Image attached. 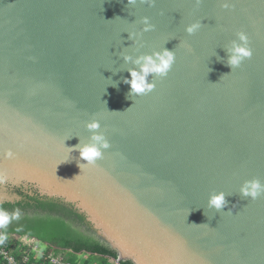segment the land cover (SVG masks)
Masks as SVG:
<instances>
[{
	"label": "water",
	"instance_id": "water-1",
	"mask_svg": "<svg viewBox=\"0 0 264 264\" xmlns=\"http://www.w3.org/2000/svg\"><path fill=\"white\" fill-rule=\"evenodd\" d=\"M236 45L252 55L230 66ZM0 174V204H70L120 261L264 264V192H241L264 185V0H0Z\"/></svg>",
	"mask_w": 264,
	"mask_h": 264
},
{
	"label": "trees",
	"instance_id": "trees-1",
	"mask_svg": "<svg viewBox=\"0 0 264 264\" xmlns=\"http://www.w3.org/2000/svg\"><path fill=\"white\" fill-rule=\"evenodd\" d=\"M21 196L19 201L5 202L0 207L11 213L20 210V218L12 220L2 231L4 234H25L35 237L45 245L58 252L89 253L100 258L97 264H107L108 258H117L114 249L88 234L89 225L82 214L76 212L70 204L69 208L53 198L40 197L37 193L29 195L16 190ZM74 223V224H73ZM83 224H87L81 230ZM89 261H93L89 257ZM121 264H133L122 260Z\"/></svg>",
	"mask_w": 264,
	"mask_h": 264
},
{
	"label": "clouds",
	"instance_id": "clouds-1",
	"mask_svg": "<svg viewBox=\"0 0 264 264\" xmlns=\"http://www.w3.org/2000/svg\"><path fill=\"white\" fill-rule=\"evenodd\" d=\"M145 22H147V18H145ZM198 27V24H192L186 28V31L191 34ZM240 39L242 41H245V43L247 42V38L243 33L240 34ZM251 55L252 51L250 48L236 45L232 49V54L229 57L228 63L230 66H238L244 58L251 57ZM154 56L155 58H153L152 56H145L142 58L143 63L140 66L139 72L135 69L130 70V79H128L126 82L129 84L130 90L132 92L139 94L150 91L153 88V85L146 82L147 75L149 73L165 75L168 73L169 69L174 63V54L166 48L161 53H155ZM136 62L140 63V60L138 59ZM88 128L96 129L98 128V123L91 122L88 124ZM92 139L99 142V146L97 145V143L85 144L80 146L79 154L81 158L87 162V164H80V169L87 165H93L97 159L101 158L102 153L100 151V147H108V143L104 141L100 135H94ZM14 155L15 153L11 149H6L4 152V156L7 159L13 158ZM5 180L6 177L3 174H0V183H3ZM241 192L243 195L250 196L255 199L262 192H264V185H261V183L257 180L248 181L241 189ZM224 203L225 199L223 193L213 196L210 200V204L217 209L221 208ZM19 218L20 210L18 208L9 213L6 209L0 207V230L5 228L12 220H18ZM193 224L201 225L195 223ZM3 238L4 233L0 231V240H2Z\"/></svg>",
	"mask_w": 264,
	"mask_h": 264
},
{
	"label": "built area",
	"instance_id": "built-area-1",
	"mask_svg": "<svg viewBox=\"0 0 264 264\" xmlns=\"http://www.w3.org/2000/svg\"><path fill=\"white\" fill-rule=\"evenodd\" d=\"M73 261L35 237L25 234H4L0 240V264H97L89 261V253ZM107 264H121L120 259L108 258Z\"/></svg>",
	"mask_w": 264,
	"mask_h": 264
},
{
	"label": "rangeland",
	"instance_id": "rangeland-1",
	"mask_svg": "<svg viewBox=\"0 0 264 264\" xmlns=\"http://www.w3.org/2000/svg\"><path fill=\"white\" fill-rule=\"evenodd\" d=\"M42 245H44V243L42 242ZM84 253L82 254H77V253H72L68 250L66 251H63V255L66 257V258H69L73 261H78L80 259H82L84 256H83ZM91 260L95 261V262H99L100 261V258L98 256H94V255H91L89 256Z\"/></svg>",
	"mask_w": 264,
	"mask_h": 264
},
{
	"label": "flooded vegetation",
	"instance_id": "flooded-vegetation-1",
	"mask_svg": "<svg viewBox=\"0 0 264 264\" xmlns=\"http://www.w3.org/2000/svg\"><path fill=\"white\" fill-rule=\"evenodd\" d=\"M18 190H20V191L26 193L25 190L22 189V188H18ZM40 197H42V196H40ZM58 201H59V200H58ZM59 202H61V201H59ZM61 203H62L64 206H66L67 208H69V206H68L66 203H63V202H61ZM73 224H74V223H73ZM81 226H82L81 230H84V229L86 228L87 224H83V225H81Z\"/></svg>",
	"mask_w": 264,
	"mask_h": 264
}]
</instances>
